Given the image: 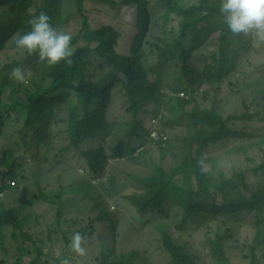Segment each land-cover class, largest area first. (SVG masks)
<instances>
[{
  "label": "trees",
  "instance_id": "obj_1",
  "mask_svg": "<svg viewBox=\"0 0 264 264\" xmlns=\"http://www.w3.org/2000/svg\"><path fill=\"white\" fill-rule=\"evenodd\" d=\"M90 1L102 4V8L114 14L120 13L123 9L133 12L136 35L130 56L119 53L121 34L112 25L93 29L86 10ZM43 2L45 5L33 15L30 14V10L35 0H6L4 5H0V21L5 19L8 8L10 13L17 16L10 26L0 29V55L6 54L0 56V85L2 83L3 92L6 86L14 89L5 100L7 103L11 101L8 110H16L19 121L20 119L23 121V128L35 127L37 118L45 113L49 104L61 102L64 98L72 96V91H75L77 102L70 105L71 119L67 130L69 145L87 159L89 174L93 177L102 176L107 169V151L104 148L97 152L81 149L79 142L82 134L89 128L102 129L107 126L105 119L113 97H117L120 105L124 107L123 115H134L135 129L142 122L145 123V118L138 119L140 105L153 101L157 109L165 108V127L169 129L185 126L186 129V132L181 134H169L167 146H160L161 156L165 157L172 150L173 141L180 140L184 144V149L175 155V167L167 168L163 164L165 159H162V164L147 177L142 178L130 172V177L136 178L143 188L139 193L126 199L138 209V212L143 213V216L139 217L141 220L145 217L150 218L155 229L161 232L162 250L170 256L166 264H202V259L198 255L200 248L196 247L197 244L190 238L194 236L192 227L197 217L209 208L217 215H225V210H230L228 212L230 217L239 214L241 220L235 224L239 223L242 226L253 222V225H256L257 245L250 246L251 262L264 264V160L251 169L254 182L244 171L235 170L228 176H225L223 170L213 173L219 159L248 154L257 146L263 148L264 134L259 136L258 133H254L250 141L234 144L214 157H210L206 151L210 145L218 144L231 135L238 137L247 133L243 131L245 126H242L241 130L234 128L235 122L255 121L258 117L249 112L226 115L218 109L217 102V92L222 89V85L227 86L228 80L237 71L239 55L254 43V33L239 35L231 33L220 11L221 0H201L198 6L191 7L189 11L182 9L177 0H157L167 16L154 42L148 39L151 37L152 31L149 30L154 21L151 0H43ZM41 12L50 16V22L58 30L72 36L71 46L74 54L71 57V64L62 61L55 66H49L39 60L38 53L24 50L26 57L22 58L21 52L14 49L16 39L30 31V21ZM172 17L183 18L178 20V32H175L172 25L176 20ZM190 36H195V45L188 49L186 42ZM148 40L153 48L151 52L146 49ZM211 45L214 46L213 50L208 49ZM201 49L208 52L210 61L203 62L206 64L199 70L197 54ZM93 55H97L108 64L107 68H101L98 81L87 77L89 69L94 66ZM153 56L157 59L154 65L150 61ZM167 57L177 58L182 78L190 86L186 90V96L168 94L169 99H165L161 92L166 88L163 80L150 77V73H160L161 64ZM34 62L39 63L38 66H34V73L39 72V67L41 71L37 79L35 76L31 79L32 87L29 89L25 83L12 77L11 72L15 67H20L24 71ZM110 69L112 73H106ZM49 81V86L43 88L44 83ZM248 87L249 84L246 83L241 90L232 89L227 98L238 97ZM21 91H25L24 97L19 96ZM198 92H201V99L205 102L210 101L209 108L199 102L196 97ZM12 115L9 113V116ZM6 118L5 111L0 107V136L4 135L3 132L8 126ZM260 120L264 121V118ZM132 133H135L134 129ZM146 137H149V132H146ZM124 145L129 146L128 143H124L113 150L114 157L124 158L135 152ZM0 159V194L10 193L11 190L19 192L18 178L27 180L31 176L24 171L19 156L15 157L13 151L3 152ZM14 180L17 181L16 186L12 183ZM111 181L114 183L113 179ZM38 188L37 194L23 201L22 206L11 209L7 208L5 201L0 198V250L3 253L1 256L10 253L6 235L8 228H12L14 232L15 245L21 243V238L24 239V243L18 246L20 253L18 260L10 263L2 258L0 264H43L39 261L40 255L43 254L42 248L38 249V256L35 259L25 262L24 249L34 246L35 241L32 229L24 225L29 215H25L22 220L19 216L29 207L42 203H60V196L65 191L73 193L78 202L80 197L84 202L92 203V207L99 210L98 218L94 220L103 228L102 232L111 236L112 244L129 250L121 253L104 252L96 257L99 264H152L146 249L140 247L129 249V246L123 245L129 234L133 233L134 224L126 223L119 234L120 214L113 208H107L108 199L97 184L87 179H74L70 184H64L57 193L45 189L42 184H38ZM232 189L246 192L249 196L238 200L231 194ZM206 196H212L214 201L208 206H201L198 199ZM91 228L94 229V225H91ZM19 230L22 236L18 235ZM228 233H231L230 229L221 234L218 228L213 239H209L211 262L204 264H233L227 251ZM85 234L86 229H83L79 238H83ZM203 236H206V233ZM257 249L262 250L260 257L256 255Z\"/></svg>",
  "mask_w": 264,
  "mask_h": 264
},
{
  "label": "rangeland",
  "instance_id": "obj_2",
  "mask_svg": "<svg viewBox=\"0 0 264 264\" xmlns=\"http://www.w3.org/2000/svg\"><path fill=\"white\" fill-rule=\"evenodd\" d=\"M6 0H0V5H4ZM153 7L151 8L155 20L150 29L152 31L151 37L148 39L155 41V37L159 36L161 30L162 17L164 15L163 6L157 3V0H151ZM179 4L186 8L197 6L200 0H177ZM45 2L43 0H35L34 6L30 10L33 15L39 11ZM102 4H95L88 2L86 10L91 21L93 29H99L105 25H112L120 34L121 39L118 47L119 53L130 56L132 41L136 35L135 17L133 12L123 9L120 13L114 14L109 10L102 8ZM6 10V7H5ZM116 15V16H115ZM17 16L6 11L5 19L0 21V29L4 26H10ZM159 25V26H158ZM175 32H178V20L173 22ZM73 28V27H72ZM172 37V34H170ZM195 36H190L186 42V47L191 49L195 45ZM254 43L251 47L239 55L237 63V71L228 80V84L222 85L217 95L218 109L226 115L237 114L240 112H249L256 114L258 117L255 121L235 122L234 128L247 132L242 136L235 137L231 135L222 142L210 145L206 151L210 157L221 154L226 149L234 144L245 143L250 141L254 133L259 136L264 134V34L254 31ZM13 41V40H12ZM11 48V43H9ZM192 45V46H191ZM214 46H209V50H213ZM17 52H21L22 58L26 57V49H20L15 46ZM148 52L153 48L148 40L146 46ZM252 53V54H251ZM6 55V54H2ZM0 55V56H2ZM199 70L209 62V54L205 49H201L198 54ZM6 58V57H5ZM208 59V60H207ZM94 66L89 69L87 77L93 80H99L101 68H107L106 61L100 59L97 55L92 57ZM207 60V61H206ZM151 64L157 61L155 58H150ZM250 61V65H248ZM176 57L166 58L160 69V73H150V77L154 79H162L164 84L172 86L170 90L173 92H181L187 90L190 86L186 81L180 80V73L177 66ZM38 62H34L26 67L23 71L25 74V83L31 89L34 66H38ZM39 72L35 74V79L40 75ZM106 73H112V70H107ZM261 78V79H260ZM97 80V81H98ZM249 84V87L238 96L227 98L228 93L233 90H241L244 84ZM50 81L44 83V87L49 86ZM2 85V83H1ZM0 85V107L5 111L6 123L8 126L4 130V135L0 136V157L3 152H14V156L20 158V162L24 167L30 179L23 180L18 178L19 192L11 190L10 193L4 192L0 194V198L5 201L7 208H14L22 206V202L27 198L34 196L38 192V184H42L45 189L59 192L61 187L68 185L74 179H87L97 184L106 196L108 201L107 208H113L120 214L119 220V234L123 230L126 223L134 224L133 233L129 234L127 241L123 245L129 246V249L141 247L146 249L152 258V264H166L170 260V256L162 250L161 247V232H158L150 218L145 217L141 220L139 217L142 213L129 202L126 198L137 194L143 188L142 185L134 177H130L129 173L133 172L140 177H146L154 173V169L162 164L160 149L154 146V149L148 151L145 155H126L122 161H114L110 164L109 170L102 176L93 177L87 171V161L81 157L75 148L69 145L70 138L68 135V125L70 118V105L76 104V92L72 91V96H68L61 102L49 104L45 113L37 118L35 127L23 128V121L20 119L16 110H8L11 101L6 102L5 98H9L14 89L6 86L4 92ZM165 99H169L168 89H162ZM175 92V93H176ZM25 91H21L19 96L24 97ZM196 97L203 106L210 107V101L205 102L201 99V92H198ZM2 100V103H1ZM111 112V119L114 122L113 126L108 131L99 134L96 138H85L82 140V146L85 150L96 148L102 145L109 152L111 157L112 150L117 148L120 143L127 142L129 149L139 145L140 140L137 136L141 132L143 122L136 127V133H132L134 123L133 121L124 122L121 115L124 113V107L120 105L119 99L113 97L109 105ZM146 113H152V109H146ZM9 113L13 114L9 116ZM121 123V124H119ZM171 133L186 132L185 126L180 128H169ZM249 135V136H246ZM150 145V143H147ZM179 149V150H175ZM184 149V144L180 140L173 141V148L166 154V159L163 164L168 167H175V155ZM131 156V157H130ZM181 157V155H178ZM1 160V159H0ZM264 160V146L255 147L248 154H240L236 157H224L216 162V168L213 173L219 170L225 172V176L230 175L232 171H244L249 179L254 182L253 173L251 169ZM129 165V166H127ZM110 176V177H109ZM109 177V180H108ZM111 179L114 180L112 183ZM84 192V191H82ZM65 191L60 198V203L50 204L42 203L35 207H29L19 216L23 219L25 215L29 218L24 223L33 231L34 246H29L24 249L26 261L30 262L38 256V249L42 248L43 254L40 255V262L43 264H99L96 257L102 253H121L127 252L121 246L112 244L111 236L108 233H103V228L96 224L94 219L98 218L99 210L92 207V203L84 202L79 196V202L73 193ZM85 193V192H84ZM231 194L236 199L243 200L249 196L246 192L239 190H231ZM201 206H208L213 203L212 196H206L198 199ZM170 207L167 209V211ZM230 210H225V215L216 214L212 209L202 211L197 217L195 224L192 227L194 236L190 240L197 244L200 248L199 257L202 259V264L211 262L209 252L211 250L209 239H213L215 232L219 228V233L224 234L227 229L231 233L226 234L227 251L231 257L233 264H252L250 246L257 245L256 232L257 227L253 222L242 225L237 223L240 221V215L234 214L231 217L228 213ZM114 212V211H113ZM150 212V211H149ZM114 214V213H113ZM108 222L105 223L107 226ZM233 224L235 226L232 228ZM94 225V229L91 228ZM221 228V229H220ZM86 229V234L83 238L76 239L80 232ZM6 232L8 246L10 253L1 256L3 253L0 250V260L7 259L10 263L18 260V246L24 243L21 238V243H15L12 228H8ZM173 231V230H172ZM206 233V236H203ZM21 230L18 235H21ZM159 236V238H158ZM203 250V251H202ZM261 249L256 250V255L260 257ZM146 257V256H145ZM206 260V261H205Z\"/></svg>",
  "mask_w": 264,
  "mask_h": 264
},
{
  "label": "clouds",
  "instance_id": "obj_3",
  "mask_svg": "<svg viewBox=\"0 0 264 264\" xmlns=\"http://www.w3.org/2000/svg\"><path fill=\"white\" fill-rule=\"evenodd\" d=\"M179 5L182 6L181 4ZM182 9L189 11L190 8H186L182 6ZM220 11L224 16L228 30L231 33L237 34V35L252 34L254 33V31H256L257 33L264 34V0H221ZM166 16L167 15L165 14L163 15L162 23L166 21ZM172 18L176 20L183 19L182 17H178V18L172 17ZM154 20H155V16H154ZM50 21H51L50 16L44 12H41L38 16L34 17L30 21V25H31L30 31L23 33L16 39L15 41L16 47L20 49H26L29 53H38L39 60L46 62L47 65L49 66H55L62 61L67 64H71V57L74 54L72 46H71L72 36L64 31L58 30ZM178 30H179V26H178ZM194 41H195V38H194ZM130 53H131V50H130ZM151 58L156 59L155 56ZM178 70H179L180 77H181L180 80L186 81L185 79L182 78V73L180 72L179 66H178ZM32 74L34 77L35 73L33 72ZM11 75L18 81L23 82L26 80L25 74L20 67L13 68ZM165 86H166L165 89L169 90L168 94L186 96V90L184 91V94H182L181 92H176V91L175 93L172 90H170V88H172L170 84L169 86L165 84ZM139 109L140 110L138 111V119L142 117L145 118V123L142 125L141 132L137 134L140 140L139 145H136L134 148H132L133 150H135L133 154H128L131 156L134 155L135 157H138L139 155H145L147 151L154 149V146L157 147L158 149H160V146L166 147L167 142L170 138L169 129L168 127L164 126V122L166 121L164 118L165 108L161 107V109H157V107L154 105V102L151 101V102H144L143 104L140 105ZM146 109H152V113H146L145 112ZM121 117L123 118L124 122L133 121L134 123V115H123L122 114ZM70 119H71V115L69 118V125H70ZM105 121L107 122L106 127L102 129L89 128L87 129V131H85L82 134L80 142H79V147L81 149H83L84 151H89V152H97L103 148L106 150V148L102 145H99L96 148L89 149V150H85L82 146V140H84L85 138L87 137L91 139H93L94 137L96 138L99 134L108 131L109 128L113 126L114 122L111 119V112L109 109V105H108V113H107ZM133 129H134V132L136 133V129L134 128V126H133ZM146 132H149L148 138L146 137ZM124 143H127V142H122L120 144H124ZM147 143H150V145H147ZM124 146L128 147L129 149V146L127 145H124ZM113 150H112L111 157L109 156V152L106 150L107 155H108V164H107V169L105 173H107V171L109 170L110 164L114 163V161H122L126 158V157L124 158L114 157ZM76 152L80 155L78 151ZM160 153L162 155L161 151ZM161 159H166V156L165 157L161 156ZM0 163H1V160H0ZM88 169H89V162L87 161V171ZM93 183H97V181L93 180ZM142 216H143V213H142ZM76 239L79 240L78 235ZM140 249L142 248L140 247ZM139 252L141 253L142 256H144V253H142L140 250ZM149 258L152 259L151 257Z\"/></svg>",
  "mask_w": 264,
  "mask_h": 264
},
{
  "label": "built area",
  "instance_id": "obj_4",
  "mask_svg": "<svg viewBox=\"0 0 264 264\" xmlns=\"http://www.w3.org/2000/svg\"><path fill=\"white\" fill-rule=\"evenodd\" d=\"M12 183H13L14 186L17 185V181L16 180H14Z\"/></svg>",
  "mask_w": 264,
  "mask_h": 264
}]
</instances>
